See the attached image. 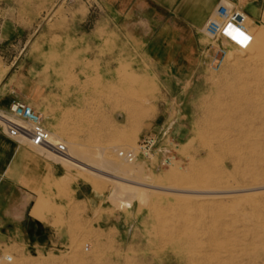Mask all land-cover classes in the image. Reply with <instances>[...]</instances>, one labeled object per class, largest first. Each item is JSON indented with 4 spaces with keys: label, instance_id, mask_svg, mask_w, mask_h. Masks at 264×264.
Masks as SVG:
<instances>
[{
    "label": "rangeland",
    "instance_id": "rangeland-1",
    "mask_svg": "<svg viewBox=\"0 0 264 264\" xmlns=\"http://www.w3.org/2000/svg\"><path fill=\"white\" fill-rule=\"evenodd\" d=\"M84 1L0 0V94L17 89L66 144L59 194L76 189L57 234L1 242L0 264H264V0L242 1L252 40L218 68L205 37L190 59L162 58L177 42L86 44ZM151 130V159L118 155Z\"/></svg>",
    "mask_w": 264,
    "mask_h": 264
},
{
    "label": "crops",
    "instance_id": "crops-1",
    "mask_svg": "<svg viewBox=\"0 0 264 264\" xmlns=\"http://www.w3.org/2000/svg\"><path fill=\"white\" fill-rule=\"evenodd\" d=\"M218 2L219 0H85L84 13L78 15V19L86 23L92 19V13L98 14L91 22L93 25L89 31L84 32L86 44L108 43L110 33L115 34L112 36L114 40H111L115 44L177 42L188 46L185 53L162 58L190 59L194 50L197 49L198 52L199 37H204L200 30ZM3 6L8 8L5 4ZM242 6L248 12L246 3H242ZM8 24L9 21L5 18L0 19V36ZM159 26L168 29L162 36L156 35V28ZM109 58L114 57L107 53L99 57L100 60ZM26 100L18 95L17 89H6L0 94V109H8L15 101L26 103ZM58 158L53 153L32 147L26 141L18 142L0 127V243L24 237L33 227L49 228L51 234H57L55 223L58 218L53 214L57 205L60 202L69 204L76 201V189L71 200L59 194L61 179L67 171ZM85 199L87 198L79 201ZM37 207L39 213L34 215Z\"/></svg>",
    "mask_w": 264,
    "mask_h": 264
},
{
    "label": "built area",
    "instance_id": "built-area-1",
    "mask_svg": "<svg viewBox=\"0 0 264 264\" xmlns=\"http://www.w3.org/2000/svg\"><path fill=\"white\" fill-rule=\"evenodd\" d=\"M242 1L219 0L200 30L208 40L200 50V55L213 68L223 64L229 46L245 49L252 39L248 25L249 14L242 6ZM0 127L18 142L26 141L32 147L58 157L67 155L66 144L52 137L41 114L21 101L13 102L8 109H0ZM158 151L156 133L146 131L139 137L136 149L120 150L118 155L126 161H134L138 157L151 159ZM10 260L7 257V261Z\"/></svg>",
    "mask_w": 264,
    "mask_h": 264
},
{
    "label": "bare ground",
    "instance_id": "bare-ground-1",
    "mask_svg": "<svg viewBox=\"0 0 264 264\" xmlns=\"http://www.w3.org/2000/svg\"><path fill=\"white\" fill-rule=\"evenodd\" d=\"M251 40H252V39H251ZM250 42H251V41H250ZM250 42H249V44H250ZM249 44H248V45H249ZM247 47H248V46H247ZM247 47H246V48H247ZM246 48H245V49H246ZM239 49H240V48H239ZM245 49H241V50H245ZM262 77H263V76H262ZM66 156H67V155H66ZM90 156H91V155H90ZM64 157H65V156H64ZM96 159H97V158H96ZM237 191H238V190H237ZM10 258H11V257H10ZM5 259L7 260V257H6ZM11 260H12V258H11ZM11 260H10V261H11Z\"/></svg>",
    "mask_w": 264,
    "mask_h": 264
}]
</instances>
